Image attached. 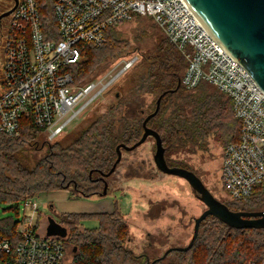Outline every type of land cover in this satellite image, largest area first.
I'll return each mask as SVG.
<instances>
[{
    "label": "trees",
    "instance_id": "16d2710c",
    "mask_svg": "<svg viewBox=\"0 0 264 264\" xmlns=\"http://www.w3.org/2000/svg\"><path fill=\"white\" fill-rule=\"evenodd\" d=\"M37 3L42 27L48 35L54 31L51 10L46 0H37ZM2 4L5 9L13 6L11 0H2ZM121 24L106 30L102 45H80L81 62L66 68L74 85H79L103 62L126 50L128 43L116 31ZM165 38L156 42L153 50L134 66L127 82L129 88L117 92V105L100 111L69 139L45 141L47 149L40 157L33 156L29 150L40 151L36 140L42 136V130L27 119L20 122L17 136L0 135V203L16 204L40 193L61 189L71 190L76 197L101 193L106 179L102 175L116 160L115 148L130 147L140 139L142 122L154 111L156 100L162 94L159 110L146 126L159 135L168 166L187 169L171 156L180 152H204L212 137L225 143V148L236 143L240 123L234 117L231 100L206 84L190 91L181 85L177 87L186 64ZM145 96L152 97L146 108L142 102ZM225 205L234 212L264 211V199L260 196L247 204L228 201ZM89 218H94L98 226L84 228L82 220ZM56 221L67 229V239L62 240L65 251L68 242L76 246L70 264H113L111 257L120 255L119 264H147L145 255L133 256L124 249L128 230L116 209L110 214L58 215ZM18 224L12 218H4L0 220V233L16 241ZM171 254L178 259L168 264H257L264 256V230L232 229L209 216L201 222L192 247L186 252H170L168 256Z\"/></svg>",
    "mask_w": 264,
    "mask_h": 264
},
{
    "label": "built area",
    "instance_id": "2783aa9c",
    "mask_svg": "<svg viewBox=\"0 0 264 264\" xmlns=\"http://www.w3.org/2000/svg\"><path fill=\"white\" fill-rule=\"evenodd\" d=\"M150 18L183 58L180 85L190 91L206 84L227 96L240 123L239 139L223 150L221 185L227 201L264 199V92L236 61L213 41L182 0H52L54 31L45 34L37 0H18L8 16L0 59V135L19 134L27 119L46 142L63 135L136 62L123 61L106 81L74 85L70 65L83 57L81 44L100 46L110 26ZM16 233H0V264H61V238L40 235L30 200ZM256 264V263H251ZM257 264H264V256Z\"/></svg>",
    "mask_w": 264,
    "mask_h": 264
},
{
    "label": "rangeland",
    "instance_id": "374dc122",
    "mask_svg": "<svg viewBox=\"0 0 264 264\" xmlns=\"http://www.w3.org/2000/svg\"><path fill=\"white\" fill-rule=\"evenodd\" d=\"M51 2L46 0L48 10H51ZM116 31L119 37L128 43L126 50L115 58L103 62L85 76L84 81L79 85L90 81L98 82L100 79L106 81L120 69L123 61L131 57L137 56L136 62L86 109L79 120L53 142L69 139L73 133L91 122L100 111L117 105V92L129 88L127 82L134 66L153 50L156 42L165 38L161 29L150 18L142 16L119 25ZM151 99V96L144 97L142 101L145 103L144 108ZM37 140L40 151H29L33 156L40 157L47 149L44 143L45 136H39ZM225 146V143L212 137L208 139L204 152L196 154L180 152L171 157L194 172L213 196L226 204L227 193L221 185V162ZM154 150L152 138H148L144 144L131 152L121 150L120 163L114 173L105 180L107 194L104 197L96 194L89 197H76L71 190L61 189L40 193L30 199L37 208L32 219L38 233L44 234L48 216L56 220L58 215L110 214L116 209L127 225L128 234L123 242L124 249L133 256L145 255L147 264L160 260V257L170 248L188 245L193 234L194 220L206 208L184 180L176 176L164 175L156 169L153 163ZM24 204L25 201H19L16 204L0 203V220L12 218L20 223L23 216L28 217L31 213V208H25ZM52 208L56 214L52 212ZM82 224L88 229L98 226L94 218L83 219ZM75 254L76 246L68 242L62 264H70ZM121 258V255L118 258L112 256L111 261L113 264H119ZM177 259L178 257L174 254L167 255L161 259L163 261L160 264H168ZM251 263L253 262L247 264Z\"/></svg>",
    "mask_w": 264,
    "mask_h": 264
},
{
    "label": "water",
    "instance_id": "95a60500",
    "mask_svg": "<svg viewBox=\"0 0 264 264\" xmlns=\"http://www.w3.org/2000/svg\"><path fill=\"white\" fill-rule=\"evenodd\" d=\"M13 6L2 16H8L16 7L18 0H12ZM195 19L202 25L210 38L215 41L225 53L236 61L264 92V0H182ZM180 81L178 83L179 87ZM164 94L156 100L154 111L142 122V135L132 146L118 145L115 148L116 160L110 170L102 175L108 178L116 170L121 161V150L131 152L148 138L154 140L155 150L153 163L156 169L169 176L184 180L197 199L205 206V210L194 220L193 234L185 247L170 248L160 257L165 258L170 252H186L195 242L202 221L211 216L229 228L236 230H264V211H230L228 207L205 187L194 172L179 167H170L165 159V150L159 135L146 126L159 110ZM107 194V184L104 182L100 197ZM52 212L56 214V211ZM45 236L65 239L67 229L54 218L48 216L44 229ZM151 264H154L152 262Z\"/></svg>",
    "mask_w": 264,
    "mask_h": 264
},
{
    "label": "flooded vegetation",
    "instance_id": "af4514ba",
    "mask_svg": "<svg viewBox=\"0 0 264 264\" xmlns=\"http://www.w3.org/2000/svg\"><path fill=\"white\" fill-rule=\"evenodd\" d=\"M9 9H5L2 0H0V59L2 57V37L7 28L8 16H2ZM106 180V179H105ZM105 181H103L104 183ZM106 183V182H105Z\"/></svg>",
    "mask_w": 264,
    "mask_h": 264
}]
</instances>
